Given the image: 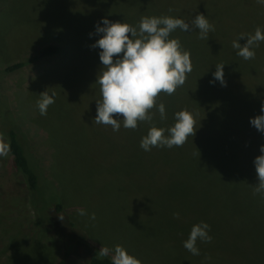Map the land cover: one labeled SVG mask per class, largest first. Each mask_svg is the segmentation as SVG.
Instances as JSON below:
<instances>
[{
	"label": "rangeland",
	"instance_id": "rangeland-1",
	"mask_svg": "<svg viewBox=\"0 0 264 264\" xmlns=\"http://www.w3.org/2000/svg\"><path fill=\"white\" fill-rule=\"evenodd\" d=\"M209 1L202 0L199 9L186 16L190 25L197 14L206 16L213 26L207 38L201 39L194 27L170 33L190 53L191 71L174 93L161 92L155 98L156 104L165 105L166 119H160L154 105L149 110L152 121H138L131 129L124 128L121 120L120 129L113 131L94 121L96 101L101 99L96 79L102 67L100 49L91 47L98 39L95 25L106 17L138 29L142 17H160L167 9V16L174 15L178 1L0 0V70L25 62L0 75V92L46 179L28 192L0 135V152L6 153L0 155V264H49V258L56 264L64 252L69 255L64 264H84L82 259L100 256L101 247L111 250L116 245L142 264H264V197L254 194L255 186L243 193L242 180L231 199L222 200L231 184L229 173L208 188L190 184V175L192 181L206 176V165L214 169L235 154H253L254 148L247 145L259 131L249 118L260 114L255 97L264 100L260 86L264 79L252 71L257 66L243 70L249 64L232 47L233 36L242 34L241 24L225 20L220 26L223 21L216 22ZM233 4L236 13L228 17L244 16L246 27L264 19V6L256 0ZM58 42L66 45L63 57L53 54L33 60L47 46H60ZM249 60L251 64L256 57ZM237 63L242 67H235ZM218 64L225 65L226 85L216 81V89H205L203 66L213 80ZM46 90L55 93V102L41 115L37 100ZM215 90L225 121L213 112L220 107L213 100ZM180 110L192 114L194 135L179 147L144 151L140 140L149 128L171 127ZM178 190L197 201L194 209L179 214L182 220L175 214ZM56 203L59 212L54 210ZM230 208L234 213L227 215L225 209ZM79 209L88 214L80 215ZM241 213L249 220L239 221ZM201 221L210 226L212 240H197L200 254L192 255L182 242ZM111 254L106 257L111 259Z\"/></svg>",
	"mask_w": 264,
	"mask_h": 264
},
{
	"label": "clouds",
	"instance_id": "clouds-1",
	"mask_svg": "<svg viewBox=\"0 0 264 264\" xmlns=\"http://www.w3.org/2000/svg\"><path fill=\"white\" fill-rule=\"evenodd\" d=\"M256 3L264 6V0H256ZM193 27L199 30L200 38L205 39L213 26L204 14H197L191 25L172 16L142 17L138 29L127 23L101 18L95 25L98 39L91 45L100 49L98 55L102 64L96 79L101 99L96 101L94 121L110 125L113 131H118L122 120L124 128L135 129L138 121H152L153 114L149 110L154 105L160 119H166L165 105L156 104L155 98L161 92L168 95L174 93L177 87L184 84L186 73L191 71L190 53L182 49L178 39L170 38V33L177 28L187 32ZM242 38L246 39L243 44L240 43ZM260 41H264V30L257 27L254 34H240L232 42V47L237 50L238 56L248 60L255 56L254 47ZM224 66H215L212 73L214 79L209 83L219 81L222 86L226 85ZM54 97L55 93L50 94L47 90L39 94L37 108L41 115L47 114L48 106L55 102ZM174 120V124L167 129L151 126L142 136L140 147L150 151L152 147L182 146L196 131L193 116L187 110H180L174 114ZM249 123L264 134V102L261 103L260 114L250 117ZM259 152L253 160L259 181L254 187V194L264 197V144L259 146ZM3 154L6 153L0 152V155ZM78 212L82 216L88 214L85 209ZM90 218L94 220L95 213H91ZM209 231L210 226L204 221L194 224L188 238L182 242L183 247L192 255H199L197 240L210 242ZM110 252L111 264H142L121 245L111 250L101 247L98 254L106 257Z\"/></svg>",
	"mask_w": 264,
	"mask_h": 264
},
{
	"label": "trees",
	"instance_id": "trees-1",
	"mask_svg": "<svg viewBox=\"0 0 264 264\" xmlns=\"http://www.w3.org/2000/svg\"><path fill=\"white\" fill-rule=\"evenodd\" d=\"M177 1L179 4L178 9L176 12L174 11V15H172V17L181 18L185 22H187V19H186L187 14L192 15L194 12H196V10L199 9V6H200L202 0H177ZM166 2H168V0H166ZM235 2H236V0H210L209 1V6H211L213 8V16L216 19V22L223 21V22H221L220 26L225 24V20H231V21H229V23L233 22V21H236V22L238 21L237 23L241 24L240 25L241 27L238 28V30L241 31V33H243L245 35L254 34L257 27H260L262 30H264V19L258 20L257 22H254V23L251 21L250 22L251 26L246 27L247 20L245 19L244 16L238 15L236 17L229 18L228 17L229 14L236 13L235 4L231 5L232 3H235ZM187 3L189 5H187ZM167 13L169 14L168 9L162 14V16H164V15L167 16ZM35 37H37V36H35ZM37 38H43V35H40V36L38 35ZM233 38L237 39L238 35L233 36ZM235 39H233V41ZM240 41L246 42V39L242 38ZM58 43L61 45L60 46H47L46 48L40 50L37 53V55L33 58V60L38 59L40 57L53 55V54L61 55L63 57L65 54V51H66V48H65L66 45L63 44V42H58ZM254 51H255L254 57H256V60L251 64H250L251 61L249 59L245 60L244 58L240 57V59L243 60L244 64H249L243 70H248L250 68L257 66L252 71L259 74L264 79V41H260L258 43V46L254 47ZM191 56H193V54ZM225 56L230 57L231 56L230 52L226 51ZM24 64H25V62H16V63H13L11 65H8L5 68L0 70V75H2L4 73L15 71L18 68L22 67ZM58 64H56L54 66V68H57L59 66ZM259 66L262 68V70L258 69ZM235 67L241 68L242 67L241 63H237ZM235 67H234V69H235ZM236 70L240 71V69H236ZM208 74L209 73L206 70L205 65H204L201 72H200V75H201L202 79L205 81V83L207 84V86L206 85H203V86L205 87V89L208 88L209 90H214L216 88L214 87L213 83H209V81L211 79H210V76ZM196 78L198 79L199 76H197ZM198 82H200V81H198ZM263 82L264 81H262V84L260 86H261V91L264 92ZM214 95H215V98L213 100H215L214 102L218 101V104L220 105V107L217 111H213V112H214L215 116L218 115L219 119H223L225 121L226 120V116H224L226 114V113H224L225 109H223V111H222L220 98H219L216 90L214 91ZM262 95L258 96V97H262ZM255 99L257 101L258 106L260 107L261 103L264 100L261 102L260 100H258V98L255 97ZM214 102H212V103H214ZM240 102L243 103L242 101H240ZM5 112L7 114H5ZM203 116L205 117V121H208V118L206 117V115L204 113H203ZM22 119L25 120L24 118H22ZM42 126H45V124L41 123V127ZM0 135L4 136L6 141H7L8 151H9V153L11 155V159H12V165H13L14 169L19 174H21V176L23 177L24 185H25L27 191L28 192L35 191L36 189H38L39 184H42L43 180L46 181V179H45L44 175L42 174V170H41L40 166L38 165L36 159L33 157L32 154L29 153V151L27 149V145L25 144L24 135L21 132L20 126H19V124H17V122L15 121L11 111L8 109L7 98L1 92H0ZM261 144H264V134H262L261 132H257L256 135L254 137H252L251 140H249V144L247 145V148L248 147L254 148V150L252 151L253 152L252 155H251V153L240 154L239 156H237V154H235L234 156L220 162L218 167H216L214 169H211V167L209 165H206L209 168L207 173H205V171L202 172V174L205 173L206 176H204L203 178H200V181H192V177L190 175V178H191L190 184L191 185H199V187H201V185H202L203 187L208 188V186L215 183L216 179H218L220 176L229 173L230 174L229 175V178H230L229 181H231V184L227 187V189H229V191H226L223 194L224 197L222 198V200L223 199L224 200L231 199V197L233 196L232 194L234 192V189L239 188L242 180L244 181V182H242L243 188H245V191L243 193L247 194L246 190H249L250 188H252V187H248V186H255L259 182L256 171H255V167L253 164V160L256 156H258L260 154L259 146ZM245 149L241 150L240 152H244ZM236 158H238V159H236ZM179 191L180 190H178V193H176V195H174V197L178 203V209L175 210V214H178L176 216L177 217L176 220H182V216L180 218L179 214H183V213L190 211V208H193L194 205H196L195 202H197L194 199L192 201L189 200V197H187V198L183 197ZM220 197H221V195L216 197V200L219 203H220ZM240 200H242V199H240ZM54 210L57 212H59L61 210V206L59 203L55 204ZM232 210H234V209L233 208H230L227 210L225 209V212L227 213V215H232V213H234V211H232ZM214 211H215V209H214ZM206 214L209 215V213H206ZM242 215H245V216L243 217ZM247 215L248 214H242V213L239 214V216H238L239 221H243V222H244V220L248 221L249 217H247ZM240 216H242V217H240ZM212 228H214V227L212 226ZM68 256L69 255L66 252H64L62 255V259L60 261H58V263H56V264H64V261ZM49 259H50V263H51V261L53 259L52 258H49ZM82 260L84 261L83 262L84 264H111L110 258L102 257V256L89 257L87 262L85 259H82Z\"/></svg>",
	"mask_w": 264,
	"mask_h": 264
}]
</instances>
